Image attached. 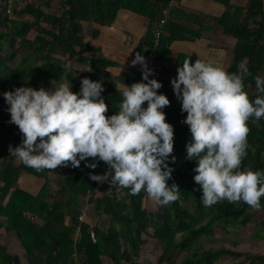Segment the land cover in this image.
<instances>
[{"label": "trees", "instance_id": "1", "mask_svg": "<svg viewBox=\"0 0 264 264\" xmlns=\"http://www.w3.org/2000/svg\"><path fill=\"white\" fill-rule=\"evenodd\" d=\"M55 1L53 5V0H30L22 6L18 0H0V236L1 229L14 232L27 256L22 263L0 242V264H215L226 257L235 259L231 264H264V252L206 246L216 241V227L245 228L264 207L254 210L243 201L227 200L210 207L203 205L202 190H197L198 182L193 179L196 161L186 159V143L191 135L183 122L187 113L181 111V102L166 84L157 91L167 94L171 101L164 111L175 133L174 153L170 155L176 160L169 161L174 170L168 183L175 182L180 189L178 199L168 205L153 211L145 205L149 197L144 191L132 195L128 189L92 180L90 172L106 170L104 161L94 169L82 161L78 167L60 165L54 170L37 171L11 160L9 145H18L22 134L18 125L9 122L8 105L2 95L5 90L24 84L51 88L64 79L71 80L72 90L78 92L82 77L102 79V94L109 105L107 114L111 115L122 99L117 82L131 84L140 80V74L133 72L115 80L107 70L111 62L92 54L94 48L86 40L88 31L97 36L94 25H112L121 8L142 13L154 22L162 16L159 4L170 2ZM215 1L226 7L217 23L234 38L227 70L237 71L241 61L248 65L251 75L244 79L245 90L254 100L259 94L255 77H264V0H246L243 5H235L232 0ZM183 19L202 26L203 20L196 15H183ZM32 32L35 35L30 38ZM200 32L195 30V38ZM175 38V34L161 38L160 59L169 55ZM146 45L148 52L152 47L151 30ZM22 51L27 55L19 54ZM248 124V155L242 167L264 169V117L257 123L250 119ZM24 174L43 180L37 194L20 187L19 179ZM261 203L264 205V198ZM260 224L255 239L264 241V218ZM148 240L159 247L156 262L140 261ZM182 252L184 256L177 258Z\"/></svg>", "mask_w": 264, "mask_h": 264}, {"label": "clouds", "instance_id": "2", "mask_svg": "<svg viewBox=\"0 0 264 264\" xmlns=\"http://www.w3.org/2000/svg\"><path fill=\"white\" fill-rule=\"evenodd\" d=\"M223 54V49H213L206 58L188 57L171 78L191 134L186 159L196 161L193 179L202 190L203 205L243 201L259 210L264 207V169L242 163L248 155V121L264 117V77H255L259 94L250 99L244 84L251 75L248 65L241 61L230 72L223 66ZM131 64L141 66L142 79L118 86L122 99L111 115L102 79L82 77L78 92L64 79L51 88L24 84L5 90L9 122L22 134L18 145H9L10 153L37 171L78 167L82 161L94 169L104 161L106 170L90 172L92 180L132 195L144 191L159 205L177 200L179 186L168 183L174 170L169 161L176 160L170 155L174 125L164 111L171 101L157 91L163 82L150 75L154 69L141 52Z\"/></svg>", "mask_w": 264, "mask_h": 264}, {"label": "crops", "instance_id": "3", "mask_svg": "<svg viewBox=\"0 0 264 264\" xmlns=\"http://www.w3.org/2000/svg\"><path fill=\"white\" fill-rule=\"evenodd\" d=\"M148 1L154 3V0ZM169 1L168 4L172 2ZM245 1L232 0L231 2L235 5H243ZM159 5L163 9V5ZM172 9L181 12L172 14ZM225 10L226 7L215 0H173L167 26L164 30L166 35L175 34L176 38L169 46V55L161 58L164 64V75L161 80L163 85L166 84L168 88H173L171 78L177 75V62L180 57H182L181 64H183L188 57L194 61L198 54L201 58H206L207 55L211 54V50L223 49L224 54L221 59L223 66L228 69L232 61L234 38L227 35L224 27L217 23V19L224 14ZM182 14L200 17L203 20L202 26L199 27L197 23L184 20ZM152 23L151 19L142 13L129 8H121L112 25L103 27L94 25L98 31L97 36H91L89 30L86 40L94 48L92 52L94 56L103 57L111 62L107 70L116 80L123 75L129 76L133 72L139 74L141 66L139 64L132 65L131 60L136 52H141L146 57L149 47L146 45V37ZM172 24L176 27L173 28ZM196 29H201V32L195 38ZM117 83L118 85L121 84L120 81ZM24 177L30 178L32 176L24 174L20 177L19 185L22 188L20 180ZM1 232L0 242L7 247L9 252L15 254L22 263H25L27 256L15 233H6L3 229ZM148 255L146 254V256ZM141 262L151 261L146 259Z\"/></svg>", "mask_w": 264, "mask_h": 264}, {"label": "rangeland", "instance_id": "4", "mask_svg": "<svg viewBox=\"0 0 264 264\" xmlns=\"http://www.w3.org/2000/svg\"><path fill=\"white\" fill-rule=\"evenodd\" d=\"M18 1L22 2L21 4L23 6L25 2L27 3L30 0H25V2H23L22 0H18ZM55 2L56 1L53 0L52 4L55 5ZM34 35L35 33L32 32L30 35V38H33ZM19 54L27 55V52L22 51ZM32 58H33L32 60H35L33 56ZM10 158L11 160H13V162L16 165H19V163L21 162L11 153H10ZM20 181H21L23 188L27 190L28 192H31L34 195L38 193L43 183L42 179L36 178L34 176L30 178L24 177ZM145 205L150 210H153V211L157 210V208L161 206L157 204L155 201H153L151 198L145 201ZM263 218H264V208L256 214V217L253 220V222L245 228L243 227L231 228L230 226L216 227L214 229V240L216 241L212 243H207L206 246L207 247L225 246L226 248L236 250L237 252L263 253L264 252V241H259L255 239V235L259 233L261 230L260 220ZM148 241L149 242H146L144 245L145 250L140 260L144 261L148 259L149 261H151V263L156 262L157 254L160 252V250L157 252L159 247H157V243H154L153 240H148ZM233 242H236V244H233ZM154 252H156V254L152 256L151 254ZM146 254H149V255L146 256ZM183 256H184V252L180 253L179 256H177V258L181 259ZM233 260L235 259L226 257L223 260L215 264H231ZM244 264H248V262H244Z\"/></svg>", "mask_w": 264, "mask_h": 264}, {"label": "built area", "instance_id": "5", "mask_svg": "<svg viewBox=\"0 0 264 264\" xmlns=\"http://www.w3.org/2000/svg\"><path fill=\"white\" fill-rule=\"evenodd\" d=\"M173 2V0H171ZM170 4L164 5L162 9V16L152 23L150 28L152 34V47L147 52L146 58L150 67L154 69V72L150 75L154 76L155 78L159 79L160 81L163 79L164 75V64L162 59L159 57V46L161 38L166 35L165 33V26L167 24L169 10L172 5ZM140 80L142 79V72L140 70Z\"/></svg>", "mask_w": 264, "mask_h": 264}]
</instances>
